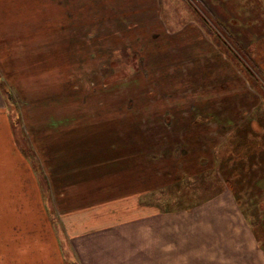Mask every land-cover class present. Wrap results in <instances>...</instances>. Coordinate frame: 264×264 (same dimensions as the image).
Segmentation results:
<instances>
[{"label":"rangeland","instance_id":"obj_1","mask_svg":"<svg viewBox=\"0 0 264 264\" xmlns=\"http://www.w3.org/2000/svg\"><path fill=\"white\" fill-rule=\"evenodd\" d=\"M206 19L237 35L259 77ZM263 83L264 0H0V214L130 201L140 214L236 212L225 229L250 245L264 202ZM225 118L238 127L209 159L188 120ZM196 129L202 140L208 128ZM225 192L238 208L204 205Z\"/></svg>","mask_w":264,"mask_h":264},{"label":"crops","instance_id":"obj_2","mask_svg":"<svg viewBox=\"0 0 264 264\" xmlns=\"http://www.w3.org/2000/svg\"><path fill=\"white\" fill-rule=\"evenodd\" d=\"M219 63L224 67L226 61ZM193 99L196 102V95ZM232 125L238 127L237 122L232 124L226 118L193 119L188 120L190 128L185 130L189 140L199 145L204 155L209 152V159H215L214 149L225 141L227 127ZM199 126L208 128L203 130L202 140L193 137ZM218 126L223 129L219 134L215 130ZM182 157L194 160L206 156ZM191 166L196 168L195 164ZM63 197L55 200L57 206L64 203ZM40 203L42 208L47 206L46 200L40 199ZM206 203L216 208L240 205L229 192L209 199L204 205ZM263 203L258 201L255 205ZM114 204L77 205L63 215L0 214V264H264L261 237L252 232L250 245L245 246L242 231L236 229L235 233H229L225 229L230 217L238 221L234 219L236 212L232 216L219 213L204 217L179 213L140 214L135 201L119 209H113ZM241 223L243 225L244 221Z\"/></svg>","mask_w":264,"mask_h":264},{"label":"trees","instance_id":"obj_3","mask_svg":"<svg viewBox=\"0 0 264 264\" xmlns=\"http://www.w3.org/2000/svg\"><path fill=\"white\" fill-rule=\"evenodd\" d=\"M206 24H211L213 25L215 28H217V36H218V41L221 44V46L219 45V47L222 49V51L224 52L225 55L229 56L230 58H233L232 60L235 62V64L239 65L242 64L245 68L248 67L251 71H252V65L254 66V68H256V65H254L252 63V61H250V59L252 56L250 54H248V52H246V50L244 49L243 44H239V41L237 39V35L233 32H230L228 29L226 30V28H223L219 25H215L212 21H208V19H206ZM209 26V25H208ZM213 26H210L212 29ZM229 31V32H228ZM220 35V36H219ZM223 45V46H222ZM249 55V56H248ZM260 69V68H259ZM262 69V68H261ZM243 71V69H242ZM254 75H257L259 77V74H257L256 72ZM250 75V74H249ZM262 80V79H261ZM252 84L253 88H256L257 86H259L258 84H261L263 82H260L258 79L257 81H255V79H253V81L249 80ZM262 86H264V83L262 84ZM243 130V129H242ZM252 161L255 160L257 157L256 156H252ZM251 161V159H250ZM251 161V162H252ZM256 174L253 175L256 176ZM260 179V177L257 176L256 180L254 183H256L258 180ZM229 183H232L230 180H227ZM236 194L239 195V192H236ZM237 196V195H236ZM238 198V196H237ZM256 208H258V212L255 215V224L253 223V225L256 228L255 233L261 237L262 239V246L264 247V203L261 206H256Z\"/></svg>","mask_w":264,"mask_h":264}]
</instances>
